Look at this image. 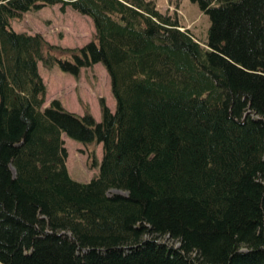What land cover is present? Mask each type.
Here are the masks:
<instances>
[{
    "label": "trees",
    "instance_id": "16d2710c",
    "mask_svg": "<svg viewBox=\"0 0 264 264\" xmlns=\"http://www.w3.org/2000/svg\"><path fill=\"white\" fill-rule=\"evenodd\" d=\"M191 1L203 45L154 0H0V264H264V0ZM55 4L90 17L87 43L12 27ZM39 62L101 63L114 111L43 106ZM63 134L101 144L89 181Z\"/></svg>",
    "mask_w": 264,
    "mask_h": 264
},
{
    "label": "rangeland",
    "instance_id": "374dc122",
    "mask_svg": "<svg viewBox=\"0 0 264 264\" xmlns=\"http://www.w3.org/2000/svg\"><path fill=\"white\" fill-rule=\"evenodd\" d=\"M154 1L162 13L175 14L180 25L188 28L202 45L206 42L210 20L208 15L201 12L197 3L191 0ZM12 27L18 32L40 33L50 43L63 47L82 46L94 34V25L90 17L71 7H66L62 12L59 4L25 12L20 19L12 21ZM38 68L47 88L43 106H48L50 101L56 98L65 109L81 114L84 105H88L91 114L99 121L101 119L99 98L104 97L109 109L114 111L115 101L111 93L110 78L101 63L81 69L78 79L70 73L61 71L56 65L46 68L39 62ZM62 138L67 151L66 165L70 176L83 182L96 176L98 168L90 165L88 154L94 151L100 160L101 144L85 146L65 134ZM160 239L171 245H177V242L168 236Z\"/></svg>",
    "mask_w": 264,
    "mask_h": 264
},
{
    "label": "crops",
    "instance_id": "0c3cea01",
    "mask_svg": "<svg viewBox=\"0 0 264 264\" xmlns=\"http://www.w3.org/2000/svg\"><path fill=\"white\" fill-rule=\"evenodd\" d=\"M39 64V63H38ZM44 104H45V102H44ZM82 114V113H81Z\"/></svg>",
    "mask_w": 264,
    "mask_h": 264
}]
</instances>
